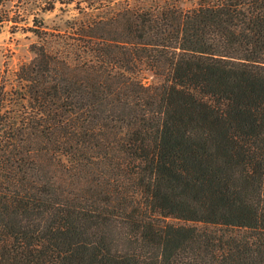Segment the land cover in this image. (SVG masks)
Masks as SVG:
<instances>
[{"label": "trees", "instance_id": "16d2710c", "mask_svg": "<svg viewBox=\"0 0 264 264\" xmlns=\"http://www.w3.org/2000/svg\"><path fill=\"white\" fill-rule=\"evenodd\" d=\"M6 1L0 264H264V0Z\"/></svg>", "mask_w": 264, "mask_h": 264}, {"label": "rangeland", "instance_id": "374dc122", "mask_svg": "<svg viewBox=\"0 0 264 264\" xmlns=\"http://www.w3.org/2000/svg\"><path fill=\"white\" fill-rule=\"evenodd\" d=\"M139 1L147 5L153 2V0H132L133 3H138ZM14 5H20L19 1H6L8 8H13ZM42 18H44L45 24L58 38H63L66 34H69L68 24L84 17L74 5H71L62 9L61 6H58L54 12L43 14ZM11 25L12 23L0 25V83L4 77L8 87L13 83L14 74L22 64L30 62L35 57V54L31 51V45L34 43L39 44L40 42L39 38L34 34L25 33L24 31L12 32ZM58 44L62 47L65 46L63 42H52V46L56 49L59 47ZM140 78L146 84L159 82V79L150 71H144Z\"/></svg>", "mask_w": 264, "mask_h": 264}]
</instances>
